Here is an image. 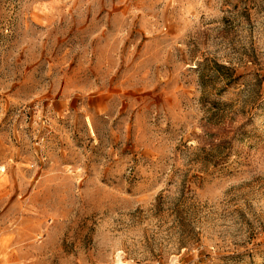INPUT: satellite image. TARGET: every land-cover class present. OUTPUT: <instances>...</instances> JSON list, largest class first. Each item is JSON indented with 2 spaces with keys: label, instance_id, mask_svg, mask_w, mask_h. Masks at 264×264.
Listing matches in <instances>:
<instances>
[{
  "label": "rangeland",
  "instance_id": "rangeland-1",
  "mask_svg": "<svg viewBox=\"0 0 264 264\" xmlns=\"http://www.w3.org/2000/svg\"><path fill=\"white\" fill-rule=\"evenodd\" d=\"M0 264H264V0H0Z\"/></svg>",
  "mask_w": 264,
  "mask_h": 264
}]
</instances>
